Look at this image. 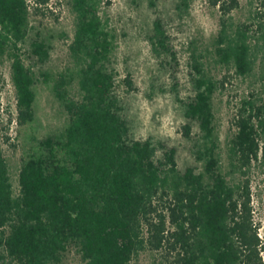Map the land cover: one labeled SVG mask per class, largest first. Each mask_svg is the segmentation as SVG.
<instances>
[{"label": "trees", "instance_id": "16d2710c", "mask_svg": "<svg viewBox=\"0 0 264 264\" xmlns=\"http://www.w3.org/2000/svg\"><path fill=\"white\" fill-rule=\"evenodd\" d=\"M210 1L220 11L219 31L211 56L195 50L189 55L192 93L181 100L184 134L196 126L201 143L196 162L180 166L176 147L158 155L149 140L130 137L115 107L114 75L106 65L114 35L99 13L100 0H73L70 49L80 98L66 103L70 123L62 140L47 138L46 153L21 165L16 196L0 149V264H60L69 245L84 264H132L144 250L163 248L171 253L170 264H264L245 178L264 156V97L243 101L227 143L229 170L223 171L212 97L224 79L211 73L212 65L241 77L257 73L264 89V0L241 22L232 14L238 0ZM28 34L27 1L0 0V55L10 60L19 124L34 119L37 76L22 51ZM150 41L178 64L161 18L153 22ZM49 48L36 38L24 52L43 62ZM70 79L60 74L62 85Z\"/></svg>", "mask_w": 264, "mask_h": 264}, {"label": "rangeland", "instance_id": "374dc122", "mask_svg": "<svg viewBox=\"0 0 264 264\" xmlns=\"http://www.w3.org/2000/svg\"><path fill=\"white\" fill-rule=\"evenodd\" d=\"M29 34L22 47L23 59L37 76L33 86L34 119L17 122L16 98L10 78V60L0 55V149L7 160L13 195L19 194V172L28 159L46 153L44 140L61 141L70 123L67 101L80 98L77 66L70 46L74 40L76 14L73 0H26ZM234 21H246L263 0H238ZM99 13L114 35V48L106 63L114 75L116 110L126 120L132 139L149 140L158 155L174 146L180 166L195 163L200 146L197 127L185 136L187 119L181 100L192 93L187 60L193 50L211 56L219 31L220 11L210 0H100ZM161 18L169 42L177 53L174 64L169 53L156 52L150 41L153 22ZM36 38L49 45V58L40 62L24 51ZM210 51V52H209ZM211 73L224 79L212 97L213 124L218 137L223 171L229 170L227 143L236 132V121L245 99L264 97L259 75L241 77L232 70L211 66ZM46 72L45 80L41 73ZM60 74L72 76L65 84ZM64 91L63 98L56 93ZM60 84L62 86H60ZM264 146V137L260 140ZM200 163V162H199ZM199 165V164H198ZM230 179V175L227 176ZM237 178V176H235ZM251 190L252 216L264 244V156L253 161L245 175ZM166 249L144 250L132 264H170ZM264 259V251L262 252ZM167 257V259H166ZM60 264H84L77 248L69 245Z\"/></svg>", "mask_w": 264, "mask_h": 264}]
</instances>
